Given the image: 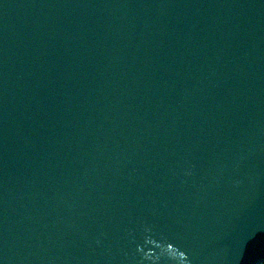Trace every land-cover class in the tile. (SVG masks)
I'll use <instances>...</instances> for the list:
<instances>
[{
  "label": "water",
  "instance_id": "95a60500",
  "mask_svg": "<svg viewBox=\"0 0 264 264\" xmlns=\"http://www.w3.org/2000/svg\"><path fill=\"white\" fill-rule=\"evenodd\" d=\"M264 263V0H0V264Z\"/></svg>",
  "mask_w": 264,
  "mask_h": 264
},
{
  "label": "trees",
  "instance_id": "16d2710c",
  "mask_svg": "<svg viewBox=\"0 0 264 264\" xmlns=\"http://www.w3.org/2000/svg\"><path fill=\"white\" fill-rule=\"evenodd\" d=\"M262 264H264V263H262Z\"/></svg>",
  "mask_w": 264,
  "mask_h": 264
}]
</instances>
